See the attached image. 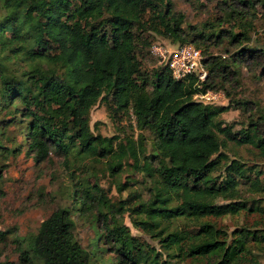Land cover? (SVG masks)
<instances>
[{"label":"trees","instance_id":"trees-1","mask_svg":"<svg viewBox=\"0 0 264 264\" xmlns=\"http://www.w3.org/2000/svg\"><path fill=\"white\" fill-rule=\"evenodd\" d=\"M3 4L10 9L0 21L1 32L12 30L30 67L19 76L0 71V103L10 113L9 122L16 117L25 121L32 160L43 161L51 150L66 155L75 149L81 159L106 157L118 166L124 155L122 142L115 135L93 134L89 110L98 101L113 116L130 110L135 125L150 132L152 150L145 156L139 138L133 169L156 188L145 200L150 207L144 211L139 201L126 208L110 203L94 186L98 191L95 202L104 209L98 215L127 211L134 228L180 261L187 257L199 258L203 264L246 261L250 251L245 239L261 243L264 230L258 234L239 230L233 244H227L220 229L202 218L236 214L244 208L230 201L239 196L236 178L243 177L244 165L228 161L220 150L229 140L250 144L264 154V134L257 132V122L235 133L219 119L235 105L232 100L214 105L192 98L215 91L217 77L225 80L220 74L227 67L216 57L202 59L206 74L199 83L194 76L173 79L164 65L146 76L137 58L143 49L148 53L151 44L144 32L196 48L195 38L203 35L198 32L190 40L181 36L171 23L169 0H3ZM227 15L239 13L230 10ZM238 27L239 32L229 31L228 37L247 40L251 24L240 21ZM1 32L2 45L7 38ZM250 185H257L255 179ZM216 193L222 194L224 202L213 201ZM71 227L66 209L51 211L35 233L19 241L18 264H89V252L74 239ZM103 231L105 240L131 264H170V259L132 236L122 223L104 224Z\"/></svg>","mask_w":264,"mask_h":264},{"label":"rangeland","instance_id":"rangeland-1","mask_svg":"<svg viewBox=\"0 0 264 264\" xmlns=\"http://www.w3.org/2000/svg\"><path fill=\"white\" fill-rule=\"evenodd\" d=\"M169 2L171 23L180 30L181 36L190 40L194 34L201 33L203 37H196L198 43L194 44L198 45L202 57H216L229 71L220 74L226 77L225 80L220 81V77L214 79L218 81L214 92L216 98L209 101L214 105H225L229 99L235 103L221 113L219 119L230 124L235 133L242 128L248 130L251 123L257 122V132L263 135L264 0H245L244 4L240 0ZM9 9L0 0V21ZM230 10L239 15L229 17L227 12ZM240 21L250 23L252 28L248 31L247 40L235 41L228 37V32H239ZM2 28L4 26L0 25V32ZM146 33L151 43L158 42L168 49L176 44L169 37L151 32L143 35ZM216 34H219L217 38ZM1 35L7 40L0 44V71L19 76L30 67V63L19 51L20 42L12 30L4 29ZM137 58L146 76L158 65L144 49ZM10 118L7 108L0 103V262L18 264L19 241L35 233L41 220L51 211L63 208L72 220L74 239L89 252V264H131L114 250L109 240H105L103 225L113 223H122L132 236L153 246L163 259H170V264H203L199 258L187 257L182 261L172 258L148 234L132 226L127 211L120 214L113 210L103 217L98 215L99 209H104L95 202L98 191L94 186L101 189L103 197L110 203H119L126 208L139 201L144 211L150 207L145 200L156 188L149 178L133 169L138 139L141 138L145 156L149 157L152 150L150 132L135 125L130 110L113 116L101 101L89 110V127L93 134L115 135L122 142L124 155L118 166L106 157L81 159L75 149H70L66 155L51 150L43 161L34 162L31 151H27L25 121L16 117L9 122ZM220 152L228 161L237 160L244 165L243 177L236 178L239 196L230 200L244 208L236 214L202 219L220 229V235L227 244H233L239 230L255 234L264 230V154L250 144L237 145L229 140L225 141ZM151 162L155 165V160L151 159ZM254 179L257 185L253 187L250 182ZM213 201L224 202L222 194H214ZM245 245L250 253L246 261L239 264H264V241L256 243L248 237Z\"/></svg>","mask_w":264,"mask_h":264},{"label":"built area","instance_id":"built-area-1","mask_svg":"<svg viewBox=\"0 0 264 264\" xmlns=\"http://www.w3.org/2000/svg\"><path fill=\"white\" fill-rule=\"evenodd\" d=\"M148 51L158 65L166 66L170 76L175 80L194 76L196 83H199L205 78L206 68L202 62L201 51L191 44H175L173 48L168 49L158 42H153L149 45ZM214 92L196 93L192 98L204 103H210L209 101L216 98Z\"/></svg>","mask_w":264,"mask_h":264}]
</instances>
